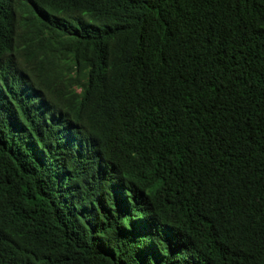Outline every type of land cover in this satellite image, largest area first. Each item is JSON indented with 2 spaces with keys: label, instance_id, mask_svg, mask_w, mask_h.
<instances>
[{
  "label": "trees",
  "instance_id": "16d2710c",
  "mask_svg": "<svg viewBox=\"0 0 264 264\" xmlns=\"http://www.w3.org/2000/svg\"><path fill=\"white\" fill-rule=\"evenodd\" d=\"M0 264H264V0H0Z\"/></svg>",
  "mask_w": 264,
  "mask_h": 264
}]
</instances>
